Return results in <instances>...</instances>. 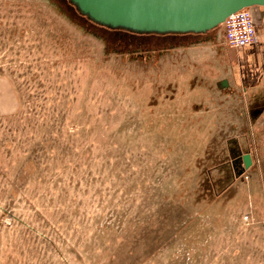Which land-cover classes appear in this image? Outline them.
<instances>
[{"label": "rangeland", "instance_id": "rangeland-1", "mask_svg": "<svg viewBox=\"0 0 264 264\" xmlns=\"http://www.w3.org/2000/svg\"><path fill=\"white\" fill-rule=\"evenodd\" d=\"M105 31L0 0V264H264V133L249 189L215 104L224 25L178 49Z\"/></svg>", "mask_w": 264, "mask_h": 264}, {"label": "crops", "instance_id": "crops-1", "mask_svg": "<svg viewBox=\"0 0 264 264\" xmlns=\"http://www.w3.org/2000/svg\"><path fill=\"white\" fill-rule=\"evenodd\" d=\"M252 12L257 40L248 46L232 48L224 38L220 49L222 76L215 82V88H218L215 104L219 107L222 104L220 109L223 111L220 130L224 132V147L229 149L231 157L248 152L253 158L250 147L257 146V132L264 133V7H255ZM191 36L198 35L184 37L188 39ZM221 80L226 81L222 87L219 86ZM217 101H220L219 104ZM247 174L249 176V170ZM261 175H256V178L263 189L250 195L251 200H255L253 194L257 193L256 198L264 203V177ZM250 180L249 177L245 178L248 187L251 185Z\"/></svg>", "mask_w": 264, "mask_h": 264}, {"label": "water", "instance_id": "water-1", "mask_svg": "<svg viewBox=\"0 0 264 264\" xmlns=\"http://www.w3.org/2000/svg\"><path fill=\"white\" fill-rule=\"evenodd\" d=\"M92 22L138 34H206L233 13L264 7V0H68ZM243 173L253 160L243 156Z\"/></svg>", "mask_w": 264, "mask_h": 264}, {"label": "flooded vegetation", "instance_id": "flooded-vegetation-1", "mask_svg": "<svg viewBox=\"0 0 264 264\" xmlns=\"http://www.w3.org/2000/svg\"><path fill=\"white\" fill-rule=\"evenodd\" d=\"M69 2V1H68ZM70 4V3H69ZM71 5V4H70ZM72 6V5H71ZM74 7V6H73ZM75 8V7H74ZM75 11L78 13L79 16L83 17V18H86L90 23H92L93 25H96L98 27H101L103 28L104 30H106L105 32L108 33V34H111V35H114V38H117L118 41L120 42H127V43H133V40H137L140 44H142L143 41H157V42H161L163 43L164 45L166 44V41L168 42L166 45H170V47H173V48H177L178 47H182L184 48V43L183 41L186 39L184 36L185 35H182V34H166V35H162V34H155V35H160L158 36V40H153L151 39V36L152 34H138V33H133V32H130V31H127V30H121V29H110V28H107V27H104V26H100L94 22H92L91 20H89L87 17L85 16H82L75 8ZM261 18V17H260ZM256 19H257V15H256ZM184 37V38H183ZM174 42V43H173ZM181 43V44H180ZM175 44V45H173ZM195 45L197 43H194ZM192 44V45H194ZM226 84V81L225 80H221L219 82V86L222 87ZM248 153V152H247ZM244 155V154H243ZM243 155H234L233 157L230 158V160L228 161L229 165H226L227 168H228V172H232V174L234 175V178H243L245 179L246 177H248V174H247V171L253 167V164H254V161H253V164L250 168L246 169L243 173H241V169L244 167V162H243ZM252 157V155H251ZM253 160V158H252ZM239 173V174H238ZM239 176H238V175ZM237 175V176H236Z\"/></svg>", "mask_w": 264, "mask_h": 264}, {"label": "built area", "instance_id": "built-area-1", "mask_svg": "<svg viewBox=\"0 0 264 264\" xmlns=\"http://www.w3.org/2000/svg\"><path fill=\"white\" fill-rule=\"evenodd\" d=\"M223 25L225 41L232 48L248 46L257 40L256 23L251 8L231 14ZM244 219L248 220L249 216Z\"/></svg>", "mask_w": 264, "mask_h": 264}, {"label": "trees", "instance_id": "trees-1", "mask_svg": "<svg viewBox=\"0 0 264 264\" xmlns=\"http://www.w3.org/2000/svg\"><path fill=\"white\" fill-rule=\"evenodd\" d=\"M187 35H195V34H187ZM238 174H239V173H238ZM238 174H237V175H238ZM237 175H236V176H237ZM238 176H239V175H238ZM238 178H239V177H238Z\"/></svg>", "mask_w": 264, "mask_h": 264}]
</instances>
